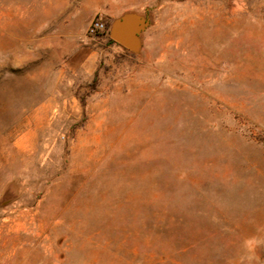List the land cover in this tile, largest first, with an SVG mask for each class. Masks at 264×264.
I'll use <instances>...</instances> for the list:
<instances>
[{
    "label": "rangeland",
    "instance_id": "374dc122",
    "mask_svg": "<svg viewBox=\"0 0 264 264\" xmlns=\"http://www.w3.org/2000/svg\"><path fill=\"white\" fill-rule=\"evenodd\" d=\"M0 264H264V0H0Z\"/></svg>",
    "mask_w": 264,
    "mask_h": 264
},
{
    "label": "water",
    "instance_id": "95a60500",
    "mask_svg": "<svg viewBox=\"0 0 264 264\" xmlns=\"http://www.w3.org/2000/svg\"><path fill=\"white\" fill-rule=\"evenodd\" d=\"M149 24L150 17L145 14L124 12L111 22L108 34L119 46L136 54L141 48V34Z\"/></svg>",
    "mask_w": 264,
    "mask_h": 264
},
{
    "label": "built area",
    "instance_id": "2783aa9c",
    "mask_svg": "<svg viewBox=\"0 0 264 264\" xmlns=\"http://www.w3.org/2000/svg\"><path fill=\"white\" fill-rule=\"evenodd\" d=\"M86 36L90 38L108 36V28L101 17H96L91 20L86 28Z\"/></svg>",
    "mask_w": 264,
    "mask_h": 264
},
{
    "label": "trees",
    "instance_id": "16d2710c",
    "mask_svg": "<svg viewBox=\"0 0 264 264\" xmlns=\"http://www.w3.org/2000/svg\"><path fill=\"white\" fill-rule=\"evenodd\" d=\"M108 42H109V43H114V44L116 43V42H114V41H113L112 39H110V38L108 39ZM116 44H117V43H116Z\"/></svg>",
    "mask_w": 264,
    "mask_h": 264
},
{
    "label": "bare ground",
    "instance_id": "6f19581e",
    "mask_svg": "<svg viewBox=\"0 0 264 264\" xmlns=\"http://www.w3.org/2000/svg\"><path fill=\"white\" fill-rule=\"evenodd\" d=\"M129 19H130V21L132 22V21H133V16H130V18H129ZM33 115H34V114H33Z\"/></svg>",
    "mask_w": 264,
    "mask_h": 264
},
{
    "label": "crops",
    "instance_id": "0c3cea01",
    "mask_svg": "<svg viewBox=\"0 0 264 264\" xmlns=\"http://www.w3.org/2000/svg\"><path fill=\"white\" fill-rule=\"evenodd\" d=\"M133 42V41H132ZM134 43V42H133ZM125 49V48H124ZM127 51H129V52H131V53H133L132 51H130V50H128V49H126Z\"/></svg>",
    "mask_w": 264,
    "mask_h": 264
}]
</instances>
